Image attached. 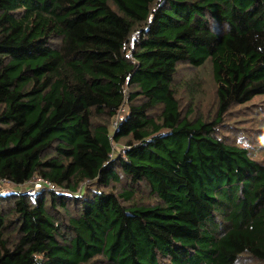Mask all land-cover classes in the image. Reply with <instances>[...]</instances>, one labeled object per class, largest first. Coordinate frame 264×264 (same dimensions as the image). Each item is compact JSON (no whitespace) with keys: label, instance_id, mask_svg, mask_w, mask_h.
Returning a JSON list of instances; mask_svg holds the SVG:
<instances>
[{"label":"trees","instance_id":"obj_1","mask_svg":"<svg viewBox=\"0 0 264 264\" xmlns=\"http://www.w3.org/2000/svg\"><path fill=\"white\" fill-rule=\"evenodd\" d=\"M258 96L264 0H0V264H264V158L220 134Z\"/></svg>","mask_w":264,"mask_h":264},{"label":"rangeland","instance_id":"obj_2","mask_svg":"<svg viewBox=\"0 0 264 264\" xmlns=\"http://www.w3.org/2000/svg\"><path fill=\"white\" fill-rule=\"evenodd\" d=\"M177 79L178 97L180 106L187 110L186 106L190 105L195 111V115L203 118H209L215 113V84L213 82L210 68L208 65H203L199 68H193L189 65H182L179 69ZM187 81H197V88L192 89L186 85ZM186 85V86H185ZM127 108L120 110L118 116L125 115ZM159 114V109L150 113L156 117ZM115 125V121L111 125ZM220 134L224 135L227 143L237 144L249 148L250 152L256 158H264V96L253 98L250 102L244 105H235L228 111L224 123L220 127ZM121 144L114 145V150H120ZM38 179L31 182L35 187ZM0 187H10L6 183L0 184ZM122 187H126L125 182L117 185L116 191H121ZM133 202L137 204L148 205L154 202V197L148 189L141 188L135 191ZM154 204V203H153ZM245 264H257L252 260H245Z\"/></svg>","mask_w":264,"mask_h":264},{"label":"built area","instance_id":"obj_3","mask_svg":"<svg viewBox=\"0 0 264 264\" xmlns=\"http://www.w3.org/2000/svg\"><path fill=\"white\" fill-rule=\"evenodd\" d=\"M51 186V185H50ZM41 184H40V179H38V183L35 184V188H40Z\"/></svg>","mask_w":264,"mask_h":264}]
</instances>
